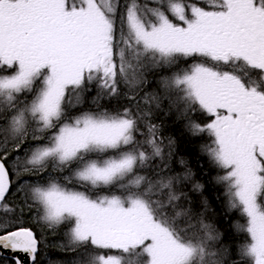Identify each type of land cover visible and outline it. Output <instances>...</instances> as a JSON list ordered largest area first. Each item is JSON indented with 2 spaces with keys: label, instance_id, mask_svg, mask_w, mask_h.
Returning <instances> with one entry per match:
<instances>
[{
  "label": "snow or ice",
  "instance_id": "obj_1",
  "mask_svg": "<svg viewBox=\"0 0 264 264\" xmlns=\"http://www.w3.org/2000/svg\"><path fill=\"white\" fill-rule=\"evenodd\" d=\"M181 57L204 60L141 95ZM0 72V249L36 264L38 224L66 228L58 247L71 259L50 264H228L214 224L177 190L190 170L166 174L173 141L165 160L152 123L166 102L165 115L209 134L202 151L245 220L231 264H264V0H0ZM93 85L94 110L73 115ZM197 111L210 122L190 119Z\"/></svg>",
  "mask_w": 264,
  "mask_h": 264
},
{
  "label": "trees",
  "instance_id": "obj_2",
  "mask_svg": "<svg viewBox=\"0 0 264 264\" xmlns=\"http://www.w3.org/2000/svg\"><path fill=\"white\" fill-rule=\"evenodd\" d=\"M190 0H184L186 3ZM123 2V0H121ZM150 6H155L154 4ZM171 18V17H170ZM194 59L198 58H184L181 57L178 60L177 66L173 67L170 71L166 72H152L148 75V80L151 82L145 85L141 95L144 91L151 92L158 88L157 81L161 75H171L172 72L178 69L188 68L194 64ZM203 60L202 58H200ZM0 74H8L0 72ZM123 90V86H121ZM96 95L95 85L92 86L90 92L83 94L84 102L82 105L78 106L72 111L73 115L79 114L84 111L94 110L95 105L91 103L92 97ZM23 99V97H21ZM31 99V96H28ZM104 107L112 108L117 104V100L113 99L110 102L108 100L101 101ZM119 104L125 106L127 101L123 96L119 98ZM168 110V105L165 102L163 105V110L155 113L152 123L159 124L160 127V137L163 140V150L164 159H168L169 152V139L173 141L171 146V159L170 167L171 172L166 174L176 175L179 174L183 176L186 172L190 170L191 179L188 181H183L178 185V191L186 193L188 198L191 200V207L195 212H203L207 222L214 224L218 234L219 239L215 242V247L213 250L219 249L220 247L227 246L229 249L228 255L225 259L228 264L232 261L238 260L237 255L238 247L247 239L246 234L238 233L234 227L237 221L241 224L245 223L244 218L241 216L238 210L228 211L227 209V198L225 196V185L216 183L215 177L218 175H224V171L211 165L209 162V157L206 152L202 151V146L211 142L209 134L207 132L201 133L199 135H193L189 129L186 127L188 124V118L179 117L178 113L173 110L168 115L165 112ZM190 119L194 120L201 125L210 122L211 117L203 112H195L190 115ZM142 131L144 129L142 128ZM48 135H51L49 132ZM24 148L29 147V144H25ZM19 155L24 156L23 149L20 151ZM14 158V157H13ZM181 160L184 161L181 164ZM154 164H160V158H155ZM51 169H49L50 171ZM69 173L65 171L63 175H68ZM43 175H46L43 174ZM27 180H35L36 177H24ZM200 184L203 187L200 190H193V186ZM84 190V189H80ZM15 191V189H13ZM119 194L116 189H112V192L107 190H101L97 192V195L102 194ZM12 197L9 196V199ZM204 201H207V206L205 207ZM181 203H184L182 200ZM35 209H33V214ZM32 217L26 215L25 220L31 222ZM27 226V225H26ZM31 226L36 230L37 235L43 236L46 240L45 244H41L40 250L37 256L36 264H50L57 260H68L71 256L62 253L59 250V245L61 243H67V238L65 237L66 228L61 227L57 230L49 231L46 228H42L41 225L31 224ZM0 264H13V259L9 257H4L0 255ZM245 264H251L250 261H246Z\"/></svg>",
  "mask_w": 264,
  "mask_h": 264
},
{
  "label": "water",
  "instance_id": "obj_3",
  "mask_svg": "<svg viewBox=\"0 0 264 264\" xmlns=\"http://www.w3.org/2000/svg\"><path fill=\"white\" fill-rule=\"evenodd\" d=\"M0 254L11 258H13L14 256H19L20 259L24 262V264H31V261L24 253H13L11 250L0 249Z\"/></svg>",
  "mask_w": 264,
  "mask_h": 264
},
{
  "label": "flooded vegetation",
  "instance_id": "obj_4",
  "mask_svg": "<svg viewBox=\"0 0 264 264\" xmlns=\"http://www.w3.org/2000/svg\"><path fill=\"white\" fill-rule=\"evenodd\" d=\"M204 60V58H202ZM202 60V62H203ZM208 63H211L210 61H208ZM225 69H229L231 71H236L238 74H243V71H249L250 72V75L253 77V78H258L261 73L259 70H248V69H232V68H225Z\"/></svg>",
  "mask_w": 264,
  "mask_h": 264
},
{
  "label": "rangeland",
  "instance_id": "obj_5",
  "mask_svg": "<svg viewBox=\"0 0 264 264\" xmlns=\"http://www.w3.org/2000/svg\"><path fill=\"white\" fill-rule=\"evenodd\" d=\"M196 62H202V60L201 59H194V63H196ZM224 70H229V69H224Z\"/></svg>",
  "mask_w": 264,
  "mask_h": 264
},
{
  "label": "bare ground",
  "instance_id": "obj_6",
  "mask_svg": "<svg viewBox=\"0 0 264 264\" xmlns=\"http://www.w3.org/2000/svg\"><path fill=\"white\" fill-rule=\"evenodd\" d=\"M112 254H115V252H114V250H113V253ZM1 255V254H0ZM1 256H3V255H1ZM4 257H6V256H4ZM9 258H11V257H9ZM13 259V258H12ZM31 264H32V262H31Z\"/></svg>",
  "mask_w": 264,
  "mask_h": 264
}]
</instances>
